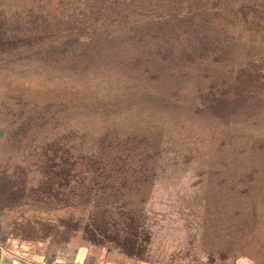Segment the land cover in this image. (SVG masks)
I'll return each instance as SVG.
<instances>
[{"label":"trees","instance_id":"obj_1","mask_svg":"<svg viewBox=\"0 0 264 264\" xmlns=\"http://www.w3.org/2000/svg\"><path fill=\"white\" fill-rule=\"evenodd\" d=\"M0 56L38 65L46 96L8 137L1 208L62 211L65 230L130 242L133 210L119 228L109 207L132 206L149 138L206 132L214 144L223 118L263 106L264 0H0Z\"/></svg>","mask_w":264,"mask_h":264},{"label":"rangeland","instance_id":"obj_2","mask_svg":"<svg viewBox=\"0 0 264 264\" xmlns=\"http://www.w3.org/2000/svg\"><path fill=\"white\" fill-rule=\"evenodd\" d=\"M5 58L0 56V127L6 131L0 139V169L19 110L46 97L38 65L10 64ZM253 113L223 118L214 144L206 132L183 138L165 130L157 142L149 138L144 145L153 153L144 183L126 194L132 206L114 198L109 207L119 228L126 220L122 212L133 210L137 219L130 242L84 224L65 230L62 211L31 204L0 206V240L44 257L82 250L123 264H264V102ZM9 119L16 123L7 124ZM3 196L7 194L0 191V200ZM73 211L78 215L83 210ZM48 225L52 232L44 235Z\"/></svg>","mask_w":264,"mask_h":264},{"label":"crops","instance_id":"obj_3","mask_svg":"<svg viewBox=\"0 0 264 264\" xmlns=\"http://www.w3.org/2000/svg\"><path fill=\"white\" fill-rule=\"evenodd\" d=\"M0 264H123L107 256L78 251L72 256L44 257L31 255L25 247L11 240H0Z\"/></svg>","mask_w":264,"mask_h":264}]
</instances>
